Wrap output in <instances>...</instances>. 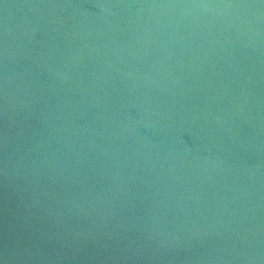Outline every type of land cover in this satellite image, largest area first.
I'll use <instances>...</instances> for the list:
<instances>
[{
    "label": "water",
    "instance_id": "1",
    "mask_svg": "<svg viewBox=\"0 0 264 264\" xmlns=\"http://www.w3.org/2000/svg\"><path fill=\"white\" fill-rule=\"evenodd\" d=\"M0 264H264V0H0Z\"/></svg>",
    "mask_w": 264,
    "mask_h": 264
}]
</instances>
